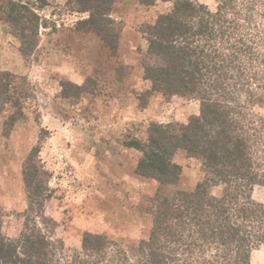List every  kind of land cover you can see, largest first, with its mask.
Listing matches in <instances>:
<instances>
[{
    "label": "rangeland",
    "instance_id": "rangeland-1",
    "mask_svg": "<svg viewBox=\"0 0 264 264\" xmlns=\"http://www.w3.org/2000/svg\"><path fill=\"white\" fill-rule=\"evenodd\" d=\"M171 8L143 0H0V75H8L0 94L3 237L15 240L35 222L66 255L80 250L87 233L133 254L158 201L203 181L200 163L182 151L172 156L180 166L174 184L138 177L142 152L128 147L147 144L151 125L178 127L200 113L197 100L154 91L144 78L142 31ZM210 192L219 196L222 187ZM251 198L264 203V187ZM249 264H264V244Z\"/></svg>",
    "mask_w": 264,
    "mask_h": 264
},
{
    "label": "trees",
    "instance_id": "trees-1",
    "mask_svg": "<svg viewBox=\"0 0 264 264\" xmlns=\"http://www.w3.org/2000/svg\"><path fill=\"white\" fill-rule=\"evenodd\" d=\"M157 1L172 8L142 31L144 78L154 91L197 100L200 113L178 127L151 125L147 144L130 142L142 152L135 175L174 184L180 166L172 156L182 151L200 163L203 181L158 201L133 254L87 233L66 255L34 222L12 241L0 233V264H249L264 244V203L251 198L264 187V0H216L214 10L199 0L143 3Z\"/></svg>",
    "mask_w": 264,
    "mask_h": 264
}]
</instances>
